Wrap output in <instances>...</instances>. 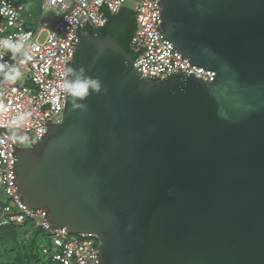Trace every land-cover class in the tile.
<instances>
[{
  "label": "water",
  "instance_id": "obj_1",
  "mask_svg": "<svg viewBox=\"0 0 264 264\" xmlns=\"http://www.w3.org/2000/svg\"><path fill=\"white\" fill-rule=\"evenodd\" d=\"M191 64L151 80L111 35L77 38L66 67L102 89L15 148L13 185L52 229L99 237L100 264H264V0H160Z\"/></svg>",
  "mask_w": 264,
  "mask_h": 264
},
{
  "label": "built area",
  "instance_id": "obj_2",
  "mask_svg": "<svg viewBox=\"0 0 264 264\" xmlns=\"http://www.w3.org/2000/svg\"><path fill=\"white\" fill-rule=\"evenodd\" d=\"M126 0H42L46 9L55 8L61 15L52 29L41 20L37 29L26 27L23 18L24 5L15 0H0V9L7 7L9 13L17 15L12 24L8 20L11 15H0V39L16 37L31 33L29 43L37 50L31 54L33 59L22 66L27 75L29 85L6 83L0 75V104L8 109L0 114V192L7 197L0 208V227L9 225L33 226L44 231L54 248L47 254L52 264H100L98 248L101 241L96 233H73L66 227L52 229L45 218L42 208H31L22 204L20 193L13 185L12 150L19 148L13 133H26L27 140L33 145L44 137L48 129L45 123H57L62 117L66 94L57 88L60 82L59 73L66 68V61H71L73 49L76 48L80 30L85 25L103 26L107 21L106 12L117 13ZM160 0H134L131 9L134 11L136 29L130 40V48L136 54L134 66L143 76L151 80H164L173 75L193 72L203 81L211 82L213 69L189 63L177 50L174 44L163 37L158 25ZM41 33L44 37L41 39ZM11 53L3 56V61L10 60ZM31 112L25 124L19 128L9 127V122L19 113ZM26 264H37L29 262Z\"/></svg>",
  "mask_w": 264,
  "mask_h": 264
},
{
  "label": "clouds",
  "instance_id": "obj_3",
  "mask_svg": "<svg viewBox=\"0 0 264 264\" xmlns=\"http://www.w3.org/2000/svg\"><path fill=\"white\" fill-rule=\"evenodd\" d=\"M0 15H11L12 19L8 20V24L11 25L17 14L15 12L9 13L7 7H5L0 9ZM30 38L31 33H24L18 35L15 40L12 37L0 39V75H2L4 82L15 84L17 81L22 80L24 75L22 66L33 59L31 53L37 50L29 43ZM7 53H11L10 60L16 61V63L3 61V56ZM59 80L57 88L72 98L74 109H86V104L78 101H83L90 94L99 93L102 89V83L99 78L89 76L83 67L77 69L67 66L59 73ZM7 111L8 109L0 104V114ZM30 116L31 112L19 113L9 122L8 126L19 128L28 121ZM11 138L13 140L18 139L21 142L27 139L24 136L18 137L15 133H13Z\"/></svg>",
  "mask_w": 264,
  "mask_h": 264
},
{
  "label": "rangeland",
  "instance_id": "obj_4",
  "mask_svg": "<svg viewBox=\"0 0 264 264\" xmlns=\"http://www.w3.org/2000/svg\"><path fill=\"white\" fill-rule=\"evenodd\" d=\"M16 2H20L24 5L23 10V18L26 21V27L32 30L37 29L40 20L41 26L45 24L48 29H52L56 21L59 19L61 13L55 8H50L49 10L46 7L42 6V0H15ZM134 0H126L125 6H132ZM41 39L44 37V33L40 34ZM21 84L29 85V81L27 80V75L24 73L22 80L18 81ZM16 136H24L26 137V133H17ZM19 148H26L32 146V143L27 139L21 142L20 140H16ZM7 197L4 196L0 192V208L6 203ZM17 225H13L12 227H5L0 229V235L4 238L0 241V262L8 263L12 262L15 253L20 251L16 247V243L19 240L22 241H30L33 240L34 243L32 248H28L27 256L33 254L34 259L38 258V264H46V260L48 259L47 254L43 251V248L49 249V251L53 252L54 248L50 243V239L48 236L40 229H35L33 226H25L14 229ZM12 246H15V250L11 251Z\"/></svg>",
  "mask_w": 264,
  "mask_h": 264
},
{
  "label": "trees",
  "instance_id": "obj_5",
  "mask_svg": "<svg viewBox=\"0 0 264 264\" xmlns=\"http://www.w3.org/2000/svg\"><path fill=\"white\" fill-rule=\"evenodd\" d=\"M20 3V2H19ZM106 12L107 21L103 26L100 27H93L90 25H85L79 32V34L82 36L84 33L88 32L92 36H97L103 38L106 35H111L113 39L117 41V43L128 53V55L135 59L136 54L131 50L130 48V40L131 37L134 34V31L136 29V20H135V14L134 11L127 6H123L117 13L110 14L108 11ZM36 144V143H34ZM12 227L13 225H9ZM9 226H1V228L9 227ZM25 227V226H16L13 227L14 229ZM39 229V228H35ZM41 230V229H40ZM44 232V231H43ZM45 233V232H44ZM46 234V233H45ZM47 235V234H46ZM48 236V235H47ZM4 237L0 235V239L2 240ZM49 238V237H48ZM2 243V241H0ZM34 241H22L19 240L16 243V247L20 250L16 252L14 255V258L12 259V262L10 264H26L31 261L36 262L38 264V258L34 259L33 254L30 256H27V249L32 248ZM11 251L15 250V246H12L10 249ZM46 264H52L50 263V260H46ZM0 264H8V263H1Z\"/></svg>",
  "mask_w": 264,
  "mask_h": 264
},
{
  "label": "flooded vegetation",
  "instance_id": "obj_6",
  "mask_svg": "<svg viewBox=\"0 0 264 264\" xmlns=\"http://www.w3.org/2000/svg\"><path fill=\"white\" fill-rule=\"evenodd\" d=\"M33 145V144H32Z\"/></svg>",
  "mask_w": 264,
  "mask_h": 264
}]
</instances>
